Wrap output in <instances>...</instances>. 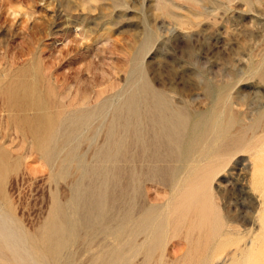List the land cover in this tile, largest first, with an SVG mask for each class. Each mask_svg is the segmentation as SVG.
Masks as SVG:
<instances>
[{
    "label": "rangeland",
    "instance_id": "rangeland-1",
    "mask_svg": "<svg viewBox=\"0 0 264 264\" xmlns=\"http://www.w3.org/2000/svg\"><path fill=\"white\" fill-rule=\"evenodd\" d=\"M262 75L264 0H0V264H264Z\"/></svg>",
    "mask_w": 264,
    "mask_h": 264
},
{
    "label": "bare ground",
    "instance_id": "bare-ground-1",
    "mask_svg": "<svg viewBox=\"0 0 264 264\" xmlns=\"http://www.w3.org/2000/svg\"><path fill=\"white\" fill-rule=\"evenodd\" d=\"M132 73H134V72L132 71ZM132 73H131V74H132ZM131 74H130V75H131ZM262 76H264V75H262ZM129 78H130V76H129ZM143 79H144V77H143ZM127 80H128V79H127ZM142 81H143V80H142ZM143 82H144V81H143ZM148 83H149V82H148ZM148 83H147V84H148ZM136 85H137V84H136ZM145 85H146V84H145ZM146 87H147V86H146ZM30 88H31V87H30ZM30 88H29V89H30ZM206 88H207V86H206ZM129 89H130V88H129ZM134 89H135V88H134ZM146 89H147V88H146ZM156 89H157V88H156ZM12 90H13V89H12ZM158 90H159V89H158ZM206 90H207V89H206ZM208 90H209V89H208ZM167 91H168V90H167ZM166 93L169 94V93H171V92H169V93L166 92ZM37 94H38V92H37ZM45 94H47V93H45ZM127 94H128V93H127ZM161 94H162V93H161ZM171 94H172V93H171ZM15 95H16V94H15ZM28 95H29L28 92H25L24 94H21L22 98H27ZM116 95H117V94H116ZM116 95H115V97H116ZM152 95H153V94H152ZM162 95H164V94H162ZM169 95H170V94H169ZM229 95H230V94H229ZM16 96H17V95H16ZM35 96H37V95H35ZM39 96H40V95H39ZM130 96H131V95H130ZM155 96H156V95H155ZM157 96H160V95H157ZM41 97H42V96H41ZM164 97L167 98V97H169V96L164 95ZM170 97H171V96H170ZM44 98H45V97H44ZM132 98H133V97H132ZM149 98H150V97H149ZM152 98H153V97H152ZM161 98H162V97H161ZM161 98H160V99H161ZM166 98H165V99H166ZM173 98H174V95H173ZM229 98H230V97H229ZM234 98H235V97H234ZM14 99H15V98H14ZM125 99H126V98H125ZM134 99H135V98H134ZM134 99H133V100H134ZM144 99H145V98H144ZM157 99H158V97H157ZM160 99H159V101H160ZM227 99H228V98H227ZM231 99H232V98H231ZM26 100H27V99H26ZM35 100H36V99H35ZM39 100H40V99H39ZM45 100H46V99H45ZM150 100H153V99H150ZM155 100H156V99H155ZM172 100H173V99H172ZM12 101H13V100H12ZM41 101H42V100H41ZM41 101H39V103H40ZM124 101H125V100H124ZM127 101H128V100H127ZM145 101H146V99H145ZM226 101H227V100H226ZM230 101H231V100H230ZM36 102H37V101H36ZM46 102H47V101H46ZM166 102H167V101H166ZM171 102H172V101H171ZM176 102H177V101H176ZM223 102H224V101H223ZM28 103H29V102H28ZM47 103H48V102H47ZM125 103H126V102H125ZM145 103H146V102H145ZM149 103H150V102H149ZM157 103H158V100H157ZM160 103H161V102H160ZM178 103H179V102H178ZM182 103H183V102H182ZM232 103H234V102H232ZM112 104H113V103H112ZM123 104H124V102H123ZM162 104H164V103H162ZM162 104H161V105H162ZM26 105H27V104H26ZM36 105H37V103H36ZM149 105H151V104H149ZM167 105L169 106V103H168ZM175 105H176V104H175ZM223 105H224V104H223ZM226 105H227V104H226ZM232 105L235 106L234 104H232ZM45 106H46V105H45ZM127 106H129V105H127ZM145 106H147V105H145ZM165 106H166V105H165ZM171 106H172V105H171ZM176 106H179V105H176ZM183 106H185V105H182L181 107H183ZM188 106H189V105H188ZM40 107H41V105H40ZM48 107H49V105H48ZM143 107H144V106H143ZM151 107H152V106H151ZM151 107H150V108H151ZM154 107H156V105H154ZM166 107H167V106H166ZM173 107H174V106H173ZM179 107H180V106H179ZM179 107H178V108H179ZM210 107H211V106H210ZM225 107H226V106H225ZM225 107H224V112H225ZM87 108H88V107H87ZM114 108H115V107H114ZM122 108H123V107H122ZM125 108H127V107H125ZM125 108H123V109H125ZM138 108H139V107H138ZM160 108H161V107H160ZM174 108H175V107H174ZM189 108H190V107H189ZM216 108H217V107H216ZM80 109H81V108H80ZM168 109H169V108H168ZM176 109H177V107H176ZM176 109H175V110H176ZM179 109H181V108H179ZM183 109H184V108H183ZM185 109L187 110V108H185ZM208 109H209V108H208ZM211 109H212V108H211ZM214 109H215V104H214ZM214 109H213V110H214ZM78 110H79V108H78ZM78 110H77V111H78ZM117 110H118V109H117ZM155 110H157V108H156ZM159 110H160V109H159ZM159 110H158V111H159ZM164 110H166V109H164ZM172 110H173V109H172ZM172 110H171V111H172ZM189 110H190V109H189ZM206 110H207V109H206ZM206 110H205V111H206ZM230 110H231V109H230ZM232 110H233V108H232ZM77 111H76V112H77ZM87 111H88V109H87ZM112 111H113V110H112ZM118 111L120 112V110H118ZM129 111H130V110H129ZM129 111H128V112H129ZM148 111H149V110H148ZM173 111H174V110H173ZM179 111L182 113L181 110H179ZM203 111H204V110H202L201 113H202ZM78 112H79V111H78ZM80 112H81V111H80ZM82 112H83V111H82ZM108 112H109V111H108ZM121 112H122V111H121ZM134 112H135V111H134ZM160 112H161V110H160ZM186 112H187V111H185V113H186ZM224 112H223V113H224ZM231 112H232V111H231ZM136 113H137V111H136ZM149 113H150V112H149ZM163 113H164V112H162V114H163ZM168 113H169V111H168ZM175 113H176V112H175ZM177 113H178V110H177ZM216 113H217V112H216ZM72 114H73V113H72ZM72 114H71V115H72ZM75 114H76V113H75ZM75 114H74V115H75ZM111 114H113V113H111ZM117 114H118V112H117ZM123 114H124V113H123ZM127 114H128V113H127ZM143 114H144V113H143ZM164 114H165V113H164ZM179 114H180V113H179ZM192 114H193V112H192ZM219 114H220V116H223L221 113H219ZM219 114H218L217 116H219ZM254 114H255V113H254ZM101 115H102V114H101ZM124 115H125V114H124ZM133 115H135V114H133ZM158 115H159V113H158ZM169 115H170V114H169ZM183 115H184V114H182L181 116H183ZM197 115H198V114H197ZM197 115H196V116H197ZM210 115H211V114H210ZM231 115H232V114H231ZM231 115H230V116H231ZM43 116H44V115H43ZM83 116H85V114H83ZM110 116H111V115H110ZM110 116H109V117H110ZM118 116H120V115H118ZM161 116H162V115H161ZM163 116H164V115H163ZM167 116H168V115H167ZM177 116H178V115H177ZM45 117H46V115H45ZM45 117H44V120H46V118H47V117H46V118H45ZM72 117H73V115H72ZM79 117H80V115H79ZM114 117H116V115L113 116L112 118H114ZM121 117H122V116H121ZM127 117H128V115H127ZM142 117H143V115H142ZM168 117H169V116H168ZM168 117H165V118H167L166 121L169 120ZM201 117H202V116H201ZM205 117H206V116H205ZM209 117H210V116H209ZM215 117H216V115H215ZM224 117H225V115H224ZM231 117H233V116H231ZM231 117H230V118H231ZM38 118H39V117H38ZM70 118H71V117H70ZM118 118H119V117H118ZM132 118H133V116H132ZM144 118H145V117H144ZM159 118H160V116H159ZM169 118H172V117H169ZM175 118H177V117H175ZM175 118H174V119H175ZM178 118H179V117H178ZM178 118H177V120H179ZM212 118H214V116H212ZM222 118H223V117H222ZM104 119H106V117H105ZM107 119L110 120L111 118H110V119L107 118ZM116 119H117V118H116ZM123 119L125 120V118H123ZM151 119H152V118H151ZM161 119H162V118H161ZM163 119H164V118H163ZM180 119H183V118H180ZM193 119H194V118H193ZM198 119H199V118H198ZM198 119L196 118L195 121L198 120ZM208 119H209V118H208ZM210 119H211V118H210ZM218 119L220 120V118H218ZM33 120H34V119H33ZM52 120H53V119H52ZM78 120H79V119H78ZM113 120H114V123H115V119H113ZM128 120H129V119H128ZM133 120H134V119H133ZM137 120H138V117H137ZM137 120H136V121H137ZM145 120H146V118H145ZM171 120H172V119H171ZM175 120H176V119H175ZM215 120H216V118H215ZM222 120H223V119H221L220 121H222ZM224 120H225V119H224ZM224 120H223V121H224ZM38 121L41 122V119L38 120ZM42 121H43V119H42ZM75 121H76V120H75ZM81 121H85V120H81ZM125 121H126V120H125ZM125 121H124V122H125ZM131 121H132V120H131ZM134 121H135V120H134ZM134 121H133V122H134ZM162 121L164 122V120H162ZM162 121H161V123H162ZM166 121H165V122H166ZM186 121H187V120H186ZM186 121H185V119H184V120L182 121V123L184 124ZM191 121H192V120H191ZM195 121H193V124H194ZM220 121H219V123H220ZM223 121H222V122H223ZM230 121H231V120H230ZM45 122H46V121H45ZM45 122H43V123H45ZM51 122H52V121H51ZM106 122H107V121H106ZM171 122H172V121H171ZM178 122H180V121H178ZM188 122H190V121H188ZM209 122H210V120H209ZM217 122H218V121H217ZM46 123H47V122H46ZM65 123H66V122H65ZM75 123H77V122H75ZM75 123H74V125H75ZM107 123L109 124V122H107ZM107 123H106V124H107ZM138 123H139V122H138ZM142 123H143V122H142ZM169 123H170V121H169ZM173 123H174V122H173ZM198 123H199V122H198ZM214 123H215V125H216V122H214ZM223 123H224V122H223ZM53 124H54V123H53ZM53 124H52V125H53ZM79 124H80V123H79ZM115 124H116V123H115ZM123 124H124V123H123ZM123 124H122V125H123ZM128 124H129V122H128ZM128 124H127V125H128ZM143 124H144V123H143ZM190 124H191V123H190ZM193 124H192V125H193ZM195 124H196V123H195ZM195 124H194V125H195ZM207 124H208V122H207ZM207 124H206V126H207ZM229 124H230V123H229ZM244 124H245V122H244ZM47 125H48V124H46V126H47ZM116 125H117V124H116ZM130 125H131V124H130ZM138 125H139V124H138ZM146 125H147V124H146ZM150 125H151V124H150ZM156 125H157V124H156ZM181 125H182V124H181ZM198 125H199V124H198ZM211 125H213V124H211ZM211 125H210V126H211ZM221 125H222V124H221ZM230 125H231V124H230ZM230 125H229V126H230ZM247 125H248V124H247ZM33 126H34V125H33ZM37 126H38V125H37ZM50 126H51V125H50ZM69 126H71V124H70ZM110 126H111V125H110ZM159 126H160V125H159ZM164 126H166V125H164ZM186 126H189V125L187 124ZM65 127H66V126H65ZM107 127H109V125L106 126V130L108 129ZM113 127H114V126H113ZM131 127H132V126H131ZM145 127H146V126H145ZM149 127H150V126H149ZM213 127H214V126H213ZM216 127H218V125H217ZM216 127H215V128H216ZM222 127H224V126H222ZM222 127H221V128H222ZM42 128H43V127H42ZM50 128H52V127H50ZM66 128H67V127H66ZM71 128H72V127H71ZM73 128H75V127H73ZM73 128H72V129H73ZM90 128H91V127H90ZM98 128H99V127H98ZM123 128H124V127H123ZM139 128H140V125H139ZM160 128H162V127H160ZM175 128H176V126H175ZM189 128H190V130H191V126H189ZM193 128H194V127H193ZM193 128H192V129H193ZM195 128H196V126H195ZM195 128H194V129H195ZM205 128H206V127H205ZM205 128H203V129H205ZM209 128H210V127H209ZM209 128H207V129L210 130L211 128H210V129H209ZM225 128H226V127H225ZM244 128H245V127H244ZM246 128L248 129V126H247ZM37 129H38V128H37ZM44 129H45V126H44ZM46 129H47V128H46ZM76 129H77V128H76ZM82 129H83V128H82ZM115 129H116V127H115ZM117 129H118V128H117ZM149 129H150V128H149ZM172 129H173V128H172ZM182 129H183V127H182ZM216 129H217V128H216ZM216 129H215V131H216ZM218 129H219V128H218ZM218 129H217V130H218ZM40 130H41V129H40ZM78 130H79V128L77 129V131H78ZM130 130H131V129H130ZM143 130H144V129H143ZM169 130H170V129H169ZM169 130H168V132H169ZM176 130H177V129H176ZM190 130H189V131H190ZM199 130H200V129H199ZM201 130H202V128H201ZM211 130H212V129H211ZM221 130H222V129H221ZM244 130H245V129H244ZM44 131H45V130H44ZM46 131H47V130H46ZM46 131H45V132H46ZM71 131H72L73 133H74V132H77V131H73V130H71ZM88 131H89V130H88ZM109 131H110V129H109ZM122 131H123V130H122ZM152 131H154V130L152 129L151 132H152ZM162 131H163V130H162ZM195 131H196V130H195ZM203 131H204V130H203ZM203 131H202V132H203ZM215 131L213 132V134L215 133ZM224 131H225V130H224ZM224 131H223V133H225ZM50 132H51V131H50ZM79 132H80V131H79ZM82 132H83V131H82ZM106 132H107V131H106ZM124 132H125V131H124ZM147 132H148V131H147ZM157 132H158V129H157ZM159 132H160V130H159ZM172 132H174V131H172ZM172 132H171V133H172ZM204 132H205V131H204ZM207 132H208V131H207ZM218 132H220V131H218ZM229 132H231V131H229ZM242 132H243V131H242ZM51 133H52V132H51ZM88 133H89V132H88ZM110 133H111V132H110ZM116 133H117V130H116ZM116 133H115V134H116ZM119 133H120V131H119ZM122 133H123V132H122ZM122 133H121V134H122ZM127 133H128V132H127ZM155 133H156V132H155ZM177 133H178V131H177ZM195 133H196V132H195ZM199 133H200V132H199ZM205 133H206V132H205ZM244 133H245V132H244ZM45 134H46V133H45ZM62 134H63V133H62ZM70 134H71V133H70ZM78 134H79V133H78ZM94 134H95V133H94ZM115 134H114V135H115ZM137 134H138V133H137ZM161 134H162V133H161ZM163 134H164V133H163ZM174 134H176V133H174ZM178 134H179V133H178ZM184 134H185V132H184ZM186 134H187V133H186ZM186 134H185V135H186ZM190 134L193 135L192 132H191ZM200 134H201V133H200ZM210 134H211V133L209 132V135H210ZM219 134H220V133H219ZM230 134H231V133H230ZM246 134H247V133H246ZM71 135H72V134H71ZM74 135H75V134H74ZM110 135H111V134H110ZM110 135H109V137H110ZM138 135H139V134H138ZM141 135H142V134H141ZM147 135H148V134H147ZM172 135H173V134H172ZM192 135H191V137H192ZM201 135H202V134H201ZM51 136H52V134H51ZM63 136H64V135H63ZM68 136L70 137L69 134H68ZM72 136H73V135H72ZM88 136H89V135H88ZM150 136H154V135H150ZM179 136H180V135H179ZM182 136H183V135H182ZM182 136H181V137H182ZM187 136L189 137V135H187ZM193 136H194V135H193ZM197 136H198V135H197ZM197 136H196V137H197ZM203 136H204V135H203ZM69 137H67V138H69ZM113 137H114V136H112V139H113ZM130 137H131V136H130ZM142 137H143V136H142ZM148 137H149V136H148ZM158 137H159V136H158ZM162 137H163V135H162ZM162 137H160V138H162ZM164 137H165V136H164ZM188 137H187V138H188ZM201 137H202V136H201ZM201 137H200V138H201ZM207 137H208V133H207ZM207 137H205V138H207ZM225 137H226V136H225ZM233 137H234V136H232V138H233ZM238 137H239V136H238ZM238 137H237V138H238ZM61 138H62V137H61ZM123 138H124V137H123ZM123 138H122V139H123ZM128 138H129V137H128ZM132 138H133V137H132ZM152 138H153V137H152ZM156 138H157V137H156ZM170 138H171V137H170ZM182 138H184V137H182ZM185 138H186V137H185ZM185 138H184V139H185ZM193 138H194V137H193ZM193 138H191V139H193ZM198 138H199V137H198ZM216 138H217V137H216ZM228 138H229V137H228ZM232 138H231V139H232ZM237 138H236V139H237ZM42 139H43V138H42ZM59 139H60V138H59ZM64 139H65V138H64ZM64 139H63V138L61 139V140H63V143H65V142H64ZM110 139H111V138H110ZM120 139H121V138H120ZM125 139H126V138H125ZM125 139H124V140H125ZM136 139H137V138H136ZM154 139H155V138H154ZM154 139H153V140H154ZM208 139H209V138H208ZM214 139H215V136H214ZM224 139H225V138H224ZM231 139H230V140H231ZM234 139H235V138H234ZM234 139H232V140H234ZM236 139H235V141H236ZM44 140H45V139H43V141H44ZM83 140H84V139H83ZM97 140H98V139H97ZM106 140H107V137H106ZM106 140H105V141H106ZM124 140H123V141H124ZM126 140H127V139H126ZM141 140H142V138H141ZM157 140L159 141V138H158ZM157 140H156V141H157ZM169 140H170V139H169ZM181 140H182V139H181ZM198 140H199V139H198ZM200 140H201V139H200ZM225 140H226V139H225ZM238 140H239V139H238ZM241 140H243V137H242ZM45 141L47 142V140H45ZM55 141H56V140H55ZM66 141H67V140H66ZM105 141H104V142H105ZM121 141H122V140H121ZM128 141H129V139H128ZM128 141H127V142H128ZM144 141H145V140H144ZM147 141H148V140H147ZM177 141L179 142V140H177ZM201 141H202V140H201ZM216 141H217V140H216ZM219 141H221V140L219 139ZM38 142H40V141H38ZM46 142H44V144H45ZM94 142H95V141H94ZM151 142H152V141H151ZM159 142H161V141H159ZM168 142H170V141H168ZM168 142H167V143L165 142V144H168ZM181 142H183V140H182ZM185 142L187 143L186 140H185ZM185 142H184V143H185ZM199 142H200V141H199ZM208 142H209V141H208ZM236 142H237V141H236ZM236 142H235V143H236ZM239 142H240V141H239ZM40 143H41V142H40ZM53 143H54V142H53ZM96 143L98 144L97 141H96ZM105 143H106V142H105ZM120 143H121V142H120ZM144 143H145V142H144ZM186 143H185V144H186ZM216 143H217V142H216ZM221 143H222V141L220 142V144H221ZM228 143H232V144H233V142H228ZM46 144H47V143H46ZM56 144H57V143H56ZM56 144H55V145H56ZM99 144H100V143H99ZM123 144H124V143H123ZM139 144H140V143H139ZM139 144H138V145H139ZM170 144H171V143H170ZM170 144H169V145H170ZM173 144H174V143H173ZM203 144H204V142H203ZM212 144H213V143H211V145H212ZM220 144H219V145H220ZM224 144H225V143H224ZM236 144H237V143H236ZM199 145H201V144L199 143ZM211 145H210V146H211ZM221 145H223V143H222ZM221 145H220V146H221ZM228 145H230V144H228ZM234 145H235V144H234ZM45 146H46V145H45ZM47 146H49V145H47ZM60 146H61V144H60ZM60 146H58V147H60ZM62 146H63V145H62ZM92 146H93V145H92ZM92 146H91V147H92ZM103 146H104V147H105V146L108 147V145H103ZM110 146H111V144H110ZM119 146H120V145H119ZM127 146H128V145H127ZM136 146H137V145H136ZM139 146H141V145H139ZM143 146H144V145H143ZM159 146H160V145H159ZM171 146H172V144H171ZM171 146H169V147H171ZM204 146H205V145H204ZM217 146H218V145H217ZM58 147H57V149H58ZM98 147H99V146H98ZM107 147H106V148H107ZM111 147L113 148V146H111ZM117 147H118V146H117ZM124 147H125V146H124ZM141 147H142V146H141ZM146 147H147V146H146ZM150 147H151V146H150ZM198 147H199V146H198ZM213 147H215L216 149L219 148V147H216L215 145H213ZM225 147H226V146H225ZM225 147H224V148H225ZM234 147H235V146H234ZM159 148H160V147H159ZM172 148H175V147H171V149H172ZM191 148H192V147H191ZM209 148H210V147H209ZM215 148H214V149H215ZM224 148H223V149H224ZM232 148H233V147H232ZM45 149H46V147H45ZM50 149H51V148H49V151H50ZM59 149H60V148H59ZM59 149H58V150H59ZM100 149H102V147H101ZM100 149H98V150H100ZM107 149H108V148H107ZM114 149H115V148H114ZM116 149L118 150V148H116ZM116 149H115V150H116ZM136 149H137V148H136ZM179 149H180V148H179ZM216 149H215L214 151H216ZM70 150H71V149H70ZM70 150H69V151H70ZM104 150H105V149H104ZM112 150H113V149H112ZM134 150H135V148H134ZM144 150H146V149H144ZM149 150H150V149H149ZM153 150H154V149H153ZM153 150H152V151H153ZM159 150H160V149H159ZM175 150H176V148H175ZM175 150H174V151H175ZM186 150H187V148H186ZM211 150L213 151V149H211ZM211 150H210V151H211ZM230 150H231V149H230ZM1 151H2V150H1ZM1 151H0V175H1V174L4 172V170H5V161H4V158H3L2 154H1ZM55 151H56V149H55ZM118 151H119V150H118ZM157 151H158V150H157ZM194 151H195V150H194ZM217 151H220V150H217ZM56 152H58V151H56ZM70 152H71V151H70ZM97 152H98V151H97ZM97 152H96V154H99V153H97ZM110 152H111V151H110ZM121 152H122V150H121ZM121 152H120V153H121ZM135 152H136V151H135ZM140 152H141V151H140ZM147 152H148V151H147ZM166 152H167V151H166ZM171 152H172V151H171ZM175 152H176V151H175ZM184 152H185V150H184ZM189 152H190V150H189ZM189 152H188V154H189ZM222 152H223V150H222ZM228 152H229V149H228ZM51 153H52V152H51ZM72 153H73V150H72ZM118 153H119V152H118ZM151 153H153V152H151ZM162 153H163V152H162ZM209 153H212V152H209ZM209 153H208V154H209ZM260 153H261V152H260ZM52 154H53V153H52ZM54 154H55V153H54ZM68 154H69V153H68ZM83 154H84V153H83ZM111 154H112V153H111ZM111 154L108 153V155H111ZM133 154H134V153H133ZM147 154H148V153H147ZM176 154H177V153H176ZM188 154H187V155H188ZM194 154H195V153H194ZM202 154H203V153H202ZM222 154H223V153H222ZM232 154H233V153H232ZM72 155H73V154H72ZM72 155H71V157L73 158L74 156H72ZM74 155H77V154H74ZM102 155H103V154H102ZM102 155H100V156H101V159H102ZM112 155H113V154H112ZM114 155H115V154H114ZM120 155L123 156L122 153H121ZM134 155H135V154H134ZM148 155H150V154H148ZM165 155H166V154H165ZM190 155H191V154H190ZM55 156H56V155H55ZM66 156H67V155H66ZM122 156H120V158H122ZM193 156H194V155H193ZM208 156H210V155H208ZM216 156H217V155H216ZM216 156H215V157H216ZM223 156H224V155H223ZM225 156H228V155H225ZM63 157L65 158V156H63ZM115 157H118V156L116 155ZM149 157H150V156H149ZM174 157H175V156H174ZM186 157H188V156H186ZM186 157L184 156V158H186ZM211 157H212V156H211ZM211 157H210V158H211ZM107 158H108V156H107ZM133 158H134V157H133ZM155 158H156V157H155ZM159 158H160V157H159ZM162 158H163V156H162ZM179 158H180V157H179ZM182 158H183V157H181V159H182ZM184 158H183V159H184ZM192 158H193V157H192ZM194 158H195V157H194ZM199 158H200V157H199ZM204 158H207V157L204 155ZM213 158H214V157H213ZM70 159H71V158H70ZM74 159H75V158H74ZM78 159H79V158H78ZM101 159H100V161H101ZM105 159H106V157H105ZM116 159H117V158H116ZM189 159H190V157H189ZM195 159H196V158H195ZM200 159H202V158H200ZM222 159H223V158H222ZM65 160H66V159H65ZM97 160H98V159H97ZM119 160H121V159H119ZM134 160H135V159H134ZM137 160H138V159H137ZM150 160H151V159H150ZM152 160H153V158H152ZM187 160H188V159H187ZM187 160H186V161H187ZM191 160H192V159H191ZM206 160H208V159H206ZM66 161H68V160H66ZM74 161H75V160H74ZM98 161H99V160H98ZM102 161H104V160H102ZM112 161H114V160H112ZM112 161H111V162H112ZM122 161H123V160H122ZM156 161H157V160H156ZM178 161H180V159H178ZM178 161H177V162H178ZM189 161H190V160H189ZM195 161H196V160H195ZM195 161H193V162H195ZM104 162H106V161H104ZM132 162H133V161H132ZM150 162H151V161H150ZM152 162H153V161H152ZM154 162H155V161H154ZM191 162H192V161H191ZM201 162H202V160H201ZM204 162H205V160H204ZM73 163H74V162L72 161V162H71V165H72ZM98 163H99V162H98ZM115 163H116V162H115ZM130 163H131V162H130ZM179 163H181V162H179ZM212 163H213V162H212ZM76 164H77V163H76ZM107 164H110V163L107 162ZM107 164H105V165H107ZM112 164H113V163H112ZM136 164H137V163H136ZM153 164H154V163H153ZM157 164H158V163H157ZM183 164L185 165V163H183ZM188 164H190V163L187 162V167H188ZM9 165H10V164H9ZM69 165H70V164H69ZM93 165H95V164H93ZM96 165H97V164H96ZM113 165H115V164H113ZM130 165H131V164H129L128 166H130ZM158 165H159V164H158ZM180 165H181V164H180ZM180 165H179V168H181ZM184 165H183V167H184ZM190 165H191V164H190ZM263 165H264V164H263ZM73 166H76V165H73ZM73 166H72V168H73ZM77 166H78V165H77ZM99 166H100V165H99ZM109 166L111 167L112 165L110 164ZM115 166L117 167V165H115ZM115 166H114V167H115ZM128 166H127V167H128ZM173 166H174V165H173ZM194 166H195V165H194ZM80 167H81V166H80ZM90 167H91V166H90ZM133 167H134V165H133ZM150 167H151V166H150ZM185 167H186V166H185ZM190 167H191V166H190ZM69 168L71 169V167H70V166L68 167V165H67V169H69ZM76 168H77V167H76ZM78 168H79V167H78ZM95 168L97 169L98 167L96 166ZM108 168H109V167H108ZM134 168H135V167H134ZM144 168L146 169V167H144ZM70 169H69V170H70ZM80 169H81V168H80ZM91 169H92V168H91ZM93 169H94V168H93ZM96 169H95V170H96ZM100 169H101V168H100ZM100 169H97V170H100ZM112 169H114V168H112ZM130 169H131V167H130ZM148 169H150V168H148ZM69 170H68V171H69ZM150 170H151V169H150ZM166 170H168V169H166ZM178 170H179V169H178ZM184 170H185V168H184ZM71 171H72V169H71ZM79 171H81V170H79ZM87 171H88V170H87ZM87 171H86V172H87ZM103 171H104V170H103ZM108 171H109V170H108ZM138 171H139V170H138ZM142 171H143V170H142ZM153 171H154V170H153ZM158 171H159V170H158ZM89 172H91V171H89ZM93 172H94V171H93ZM95 172H97V171H95ZM105 172H106V171H105ZM105 172H104V173H105ZM111 172H112V171H111ZM119 172H120V171H119ZM122 172H123V171H122ZM145 172H146V171H144V173H145ZM163 172H164V171H163ZM166 172H167V171H166ZM174 172L176 173V170H175ZM69 173H70V172H69ZM75 173H76V172H75ZM75 173H74V174H75ZM77 173H79V172H77ZM101 173H103V172L101 171ZM107 173H109V172H107ZM114 173H115V170H114ZM140 173H141V170H140ZM181 173H182V172H181ZM79 174H80V173H79ZM86 174L88 175V173H86ZM110 174H111V173H110ZM131 174H133V173H131ZM142 174H143V173H142ZM145 174H147V173H145ZM161 174H162V173H161ZM179 174H180V172H179ZM179 174H177L178 177H179ZM183 174H184V173H183ZM255 174H256V173H255ZM75 175H76V174H75ZM95 175H96V174H95ZM114 175H115V174H114ZM114 175H113V176H114ZM138 175H139V173H138ZM153 175H155V174H153ZM158 175H159V174H158ZM85 176H86V175H85ZM88 176H89V175H88ZM91 176H92V174H91ZM165 176H166V174H165ZM188 176H190V175H188ZM105 177H106V176H105ZM160 177H161V176H160ZM185 177H186V176H185ZM89 178H90V177H89ZM95 178H96V177H95ZM107 178H108V176H107ZM110 178H111V177H110ZM113 178H114V177H113ZM113 178H111V179L113 180ZM116 178H117V177H116ZM132 178H133V177H132ZM139 178H140V177H139ZM145 178H147V177H145ZM156 178H157V177H156ZM175 178H177L176 175H175ZM183 178H184V177H183ZM117 179H118V178H117ZM153 179H154V178H153ZM163 179H164V178H163ZM77 180H78V179H77ZM83 180H84V179H83ZM94 180H95V179H94ZM96 180H97V179H96ZM103 180H104V179H103ZM106 180H108V179H106ZM109 180H110V179H109ZM134 180H135V179H134ZM144 180H145V179H144ZM149 180H150V179H149ZM146 181H147V180H146ZM181 181H182V180H181ZM75 182H76V181H75ZM89 182H90V181H89ZM94 182H95V181H94ZM94 182H93V183H94ZM110 182H111V181H110ZM112 182H115V181H112ZM135 182H136V181H135ZM135 182H133V183H135ZM138 182H140V181H138ZM144 182H145V181H144ZM148 182H149V181H148ZM90 183H91V182H90ZM156 183H158V181H157ZM159 183H160V182H159ZM164 183H165V181H164ZM75 184H76V183H75ZM75 184H74V185H75ZM81 184H82V183H81ZM86 184H87V182H86ZM86 184H85V185H86ZM96 184H97V183H96ZM96 184H95V185H96ZM165 184L167 185V183H165ZM168 184H169V183H168ZM181 184H182V183H181ZM78 186H81V185H78ZM91 186H93V185L91 184ZM112 186H113V185H111V187H112ZM128 186H129V185H128ZM172 186H173V184H172ZM85 187H86V186H84L83 188H85ZM89 187H90V186H89ZM89 187H88V189L90 190ZM175 187H176V186H175ZM175 187H174V188H175ZM96 188H97V187H96ZM174 188H173V189H174ZM86 189H87V187H86ZM93 189H94V188H93ZM126 189H127V188H126ZM180 189H181V187H180ZM251 189H252V188H251ZM82 190H83V189H82ZM98 191H99V190H98ZM125 191H126V190H125ZM138 191H139V190H138ZM87 192H88V191H87ZM87 192H86V193H87ZM108 192H109V191H108ZM262 192H263V191H262ZM76 193H77V191H76ZM80 193H81V192H80ZM80 193H78V194H76V195H79ZM92 193H93V192H92ZM94 193H95V192H94ZM96 193H97V191H96ZM126 193H127V192H126ZM90 194H91V193H90ZM174 194H176V193H174ZM76 195H75V196H76ZM95 195H96V194H95ZM123 195H124V194H123ZM260 195H261V194H260ZM263 195H264V194H263ZM79 196H81V195H79ZM124 196H125V195H124ZM127 196H128V195H127ZM172 196H173V195H172ZM57 197H58V196H57ZM88 197H89V196H88ZM91 197H92V194H91ZM111 197H112V196H111ZM125 197H126V196H125ZM58 198H59V197H58ZM58 198H57V199H58ZM78 198L81 199V197H78ZM78 198L76 197V199H78ZM93 198H94V197H93ZM174 198H175V197H174ZM174 198H173V199H174ZM57 199H56V200H57ZM71 199H72V198H71ZM71 199H70V200H71ZM80 199H79V200H80ZM88 199H89V198H88ZM170 199H171V198H169V200H170ZM173 199H172V200H173ZM58 200H59V199H58ZM58 200H57V201H58ZM72 200H73V199H72ZM81 200H82V199H81ZM83 201H84V200H83ZM132 201H133V200H132ZM164 201H165V200H164ZM73 202H74V201H73ZM73 202H72V203H73ZM80 202H81V201H80ZM89 202H90V201H89ZM91 202H92V201H91ZM94 202H95V201H94ZM168 202H169V201H168ZM172 202H173V201H172ZM172 202H171V203H172ZM54 203H55V202H54ZM57 203H59V202H57ZM57 203H56V204H57ZM81 203H82V202H81ZM84 203H85V202H84ZM106 203H107V202H106ZM68 204H69V203H68ZM68 204H67V205H68ZM73 204H74V203H73ZM89 204H90V203H89ZM151 204H152V203H151ZM216 204H217V203H216ZM60 205L63 206V204H60ZM67 205H66V206H67ZM103 205H104V204H102V206H103ZM129 205H130V204H129ZM129 205H127V206H129ZM162 205H163V204H162ZM165 205H166V204H165ZM170 205H171V204H170ZM262 205H263V204H262ZM55 206H56V205H55ZM62 206H61V207H62ZM87 206H88V205H87ZM92 206H93V205H92ZM100 206H101V205H100ZM127 206H125V207H127ZM130 206H131V205H130ZM166 206H167V205H166ZM166 206L164 207L165 209H166ZM68 207H70V206L68 205ZM73 207H75V206L73 205ZM103 207H104V206H103ZM103 207H101V208H103ZM136 207H137V206H136ZM53 208H54V207H53ZM56 208H57V207H56ZM56 208H54V209L56 210ZM62 208H63V207H62ZM122 208L124 209L123 206H122ZM130 208H131V207H130ZM159 208H160V206H159ZM161 208H162V207H161ZM78 209H79V208H78ZM78 209L76 210V212L78 211ZM148 209H149V208H148ZM148 209H147V210H148ZM151 209L153 210L154 208L151 207ZM156 209L159 210L158 208H156ZM59 210H60V209H59ZM86 210H88V209L86 208ZM90 210H91V209H90ZM140 210H141V209H140ZM167 210H168V209H167ZM261 210H262V207H261ZM66 211H67V210H66ZM88 211H89V210H88ZM96 211H97V210H96ZM134 211H135V209H134ZM134 211H133V212H134ZM159 211H160V210H159ZM163 211H164V210H163ZM60 212H61V211H60ZM69 212H71V211H69ZM72 212H73V210H72ZM72 212H71V213H72ZM76 212H74V213H76ZM86 212H87V211H86ZM91 212H94V211H91ZM101 212H102V211H101ZM119 212H122V210L119 211ZM128 212L130 213V211H128ZM145 212H146V211H145ZM145 212H144V213H145ZM147 212H148V211H147ZM160 212H161V211H160ZM167 212H168V211H167ZM56 213H58V212H56ZM61 213H62V212H61ZM71 213H70V214H71ZM89 213H90V212H89ZM105 213H107V212L105 211ZM105 213H103V214H105ZM126 213H127V212H126ZM151 213H152V211H151ZM155 213H156V212H155ZM158 213H159V212H158ZM53 214H55V211L53 212ZM76 214H77V213H76ZM93 214H94V213H92V215H93ZM97 214H99V216H100V213H97ZM130 214H132V213H130ZM146 214H147V213H146ZM168 214H169V213H168ZM262 214H263V213H262ZM77 215H78V214H77ZM86 215H87V214H86ZM106 215H107V214H106ZM141 215H142V214H141ZM144 215H145V214H144ZM155 215H156V214H155ZM52 216H53V215H52ZM58 216H59V215H58ZM67 216H68V214H67ZM83 216H84V215H82V216H80V217H83ZM97 216H98V215H97ZM99 216H98V217H99ZM122 216H124V215H122ZM125 216H126V214H125ZM125 216H124V217H125ZM138 216H139V215H138ZM157 216H158V215H157ZM55 217H56V215L53 216V218H55ZM69 217H70V215H69ZM71 217H73L72 214H71ZM142 217H144V216H142ZM59 218H61V217H59ZM65 218H66V217H65ZM77 218H78V217H77ZM96 218H97V217H96ZM96 218L94 219V221L96 220ZM129 218H130V217H129ZM72 219H73V218H72ZM72 219H71V220H72ZM97 219H98V218H97ZM101 219H102V218H101ZM136 219H137V217H136ZM144 219H145V218H144ZM77 220H79V218H78ZM80 220H81V219H80ZM98 220H100V217H99ZM113 220H114V219H113ZM124 220H125V219H124ZM147 220H148V219H146V221H147ZM156 220L158 221V219H156ZM60 221H61V220H60ZM75 221H76V220H75ZM127 221H128V220H127ZM132 221H133V220L131 219V222H132ZM138 221H139V219H138ZM144 221H145V220H144ZM144 221H143L142 223H144ZM161 221H162V220H161ZM62 222H64V220H62ZM79 222H81V221H79ZM79 222H77V223L80 224ZM102 222H103V221H102ZM131 222H129V223H131ZM135 222H136V220H135L134 222H132V223H135ZM140 222H141V219H140ZM8 223H9V222H8ZM95 223H96V222H95ZM146 223H147V222H146ZM146 223H145V224H146ZM150 223H152V222H150ZM155 223H156V222H155ZM1 224H2V223H1ZM69 224H70V223H69ZM78 224H77V225H78ZM101 224H102V223H101ZM118 224H119V223H118ZM126 224H128V223H126ZM135 224H136V226H137V225L140 224V223H138V224L135 223ZM228 224H229V223H228ZM3 225H4V224H3ZM3 225H2V226H3ZM10 225H13V224H10ZM46 225H47V224H46ZM63 225H64V223H63ZM81 225H82V224H81ZM96 225H97V224H95V225H93V226H96ZM114 225H115V224H114ZM122 225H123V226H126V225H124V224H122ZM128 225H129V224H128ZM131 225H132V224H131ZM141 225H142V224H141ZM154 225H155V224H154ZM2 226H1V227H2ZM5 226L7 227V225H5ZM66 226H67V223H66ZM82 226H84V225H82ZM97 226H98V225H97ZM99 226H100V224H99ZM101 226H102V225H101ZM101 226H100V227H101ZM103 226H104V225H103ZM115 226H116V225H115ZM117 226H119V225H117ZM117 226H116V227H117ZM232 226H233V225H232ZM6 227H5V229H6ZM8 227H9V226H8ZM48 227H49V230H50V231H48V232L50 233L49 235H51V237L53 236V237H57V238H58V236L60 235V232H62V231H60V229H59V225H58L57 220H56V219L52 220V223H51V221H49V226H48ZM78 227H80V226L78 225ZM100 227H99V229H100ZM141 227H142V226H141ZM234 227H235V226H234ZM10 228H11V227H10ZM62 228H63V230H64V227H62ZM80 228H81V227H80ZM91 228H92V227H91ZM96 228H97V227H96ZM101 228H102V227H101ZM108 228H110V227H108ZM108 228H107V229H108ZM111 228H112V227H111ZM117 228H118V227H117ZM127 228H128V226H127ZM138 228H139V226H138ZM0 229H1V228H0ZM5 229H4V230H5ZM7 229H8V228H7ZM7 229H6V230H7ZM11 229H12V228H11ZM44 229H46V228H43V230H44ZM66 229H67V228H66ZM72 229L75 230L76 228H74V226H73ZM72 229H71V232H72ZM92 229H93V228H92ZM92 229H91V230H92ZM97 229H98V228H97ZM104 229H105V228H104ZM119 229L122 230V226H120V227L118 228V231H119ZM139 229H140V228H139ZM2 230H3V229H1V231H2ZM4 230H3V231H4ZM12 230H13V229H12ZM12 230H11V231H12ZM69 230H70V228H69ZM108 230H109V229H108ZM108 230H106V231H108ZM113 230H114V229H113ZM113 230H111V232H112ZM131 230H133V229L131 228ZM136 230L138 231L137 228H136ZM136 230H134V231H136ZM151 230H152V229H151ZM13 231H14V230H13ZM44 231H45V230H44ZM64 231L66 232V230H64ZM99 231H100V230H99ZM114 231H115V230H114ZM114 231H113V232H114ZM127 231H128V230H127ZM144 231H145V230H144ZM19 232H20V231H19ZM65 232H64V233H65ZM75 232H76V231H75ZM75 232H74V233H75ZM77 232H78V231H77ZM102 232H103V231H102ZM121 232H122V231H121ZM125 232H126V231H125ZM146 232H147V231H146ZM6 233L9 234V232H6ZM12 233L14 234V232H12ZM46 233H47V232H46ZM68 233H69L68 236H70V234H71L70 231H69ZM72 233H73V232H72ZM103 233H104V232H103ZM117 233H119V234H118V236H119V235H120V232H117ZM127 233H128V232H127ZM127 233H126V235H127V237H128V236L130 235V234H129L130 232H129L128 234H127ZM133 233H134V232H133ZM148 233H149V232H148ZM150 233H152V232H150ZM2 234H3V233H2ZM47 234H48V233H47ZM77 234H79V233H77ZM77 234H74V235L76 236ZM123 234H125V233H123ZM131 234H132V232H131ZM5 235H6V234H5ZM14 235H15V234H14ZM17 235H18V234H17ZM112 235H113V234H112ZM121 235H122V234H121ZM121 235H120L119 237H123V236H121ZM148 235H149V234H148ZM0 236H1V235H0ZM7 236H11V234H9V235H7ZM68 236H67V238H69ZM104 236H105V233H104ZM133 236H135V233H134ZM145 236H146V235H144V237H145ZM53 237H52L51 239H53ZM113 237H114V236H113ZM113 237L111 238V233H110V237H109L110 240H112ZM115 237H116V239L118 238V237L116 236V233H115ZM115 237H114V238H115ZM144 237H143V238H144ZM147 237H148V236H146V238H147ZM1 238H2V237H1ZM71 238H72V237H71ZM131 238H134V237H130V240H131ZM146 238H145V239H146ZM150 238H151V237H150ZM167 238H168V237H167ZM75 239H76V237H75ZM77 239H78V237H77ZM77 239H76V240H77ZM105 239H106V238H105ZM116 239H113V240H116ZM125 239H126V238H125ZM128 239H129V238H128ZM128 239L126 240V242L128 241ZM64 240H65V239H64ZM117 240H118V239H117ZM148 240H149V239H148ZM46 241H47V239H46ZM52 241H53V240H52ZM55 241H56V240H55ZM62 241H63V239H62ZM66 241H67V240H66ZM66 241H65V242H66ZM69 241H70V238H69ZM71 241L73 242V240H71ZM77 241H79V240H77ZM105 241H106V240H105ZM107 242H108V241H107ZM142 242H144V241H142ZM146 242H147V241H146ZM149 242H151V239L149 240ZM149 242H147V243H149ZM167 242H168V241H167ZM1 243H2V242H1ZM50 243H51V244H50ZM50 243H49V244L52 246L53 242L50 241ZM59 243H60V242H59ZM67 243H69L68 241H67L65 244H66L67 246H69ZM112 243H113V242H112ZM119 243H121V242H119ZM119 243H118V244H119ZM131 243H133V242H131ZM135 243H136V242H135ZM135 243H134V245H135ZM56 244H57V242H56ZM65 244H64V245H65ZM70 244H71V242H70ZM105 244H106V243H105ZM110 244H111V243H110ZM121 244H122V243H121ZM138 244H139V243H138ZM150 244H151V243H150ZM46 245H47V243H46ZM50 245H48V246H50ZM66 245H65V246H66ZM71 245H72V244H71ZM125 245H126V244H125ZM136 245H137V244H136ZM48 246H47V247H48ZM53 246H54V245H53ZM62 246H63V245H62ZM108 246H109V245H108ZM110 246H111V245H110ZM110 246H109V247H110ZM138 246H139V245H138ZM146 246H147V244L145 245V247H146ZM0 247H1V245H0ZM54 247H55V246H54ZM117 247L120 248L121 246H117ZM128 247H129V246H128ZM128 247H127V248H128ZM148 247H149V246H148ZM1 248H3V246H2ZM49 248H50V247H49ZM123 248H124V245H123ZM110 249H111V248H110ZM112 249H113V247H112ZM129 249H132V247L129 248ZM147 249H148V248H147ZM246 249H247V248H246ZM49 250H50V249H49ZM115 250H116V249H115ZM133 250H134V249H133ZM143 250H144V249H143ZM58 251H59V250H58ZM123 251H125V250H123ZM123 251H122V252H123ZM128 251H129V250H128ZM131 251H132V250H131ZM245 251H246V250H245ZM109 252H110V250H109ZM47 253H48V252H47ZM54 253H55V252H54ZM231 253H232V252H231ZM122 254H123V253H122ZM139 254H140V252H139ZM51 255H52V253H51ZM55 255H56V254H55ZM127 255H129V254H127ZM241 255H242V254H241ZM121 256H122V255H121ZM125 257H126V256H125ZM128 257H129V256H128ZM136 257H137V256H135V258H136ZM97 258H98V257H97ZM100 258H101V257H100ZM104 258H105V257H104ZM129 258H130V257H129ZM135 258H134V259H135ZM208 258H209V257H208ZM102 259H103V258H102ZM123 260H125V259H123ZM123 260H122V261H123ZM130 260H131V259H130ZM98 261H99V260H98ZM101 261H102V260H101ZM131 261H133V260H131ZM205 261H206V260H205ZM103 262H104V261H103ZM159 262H160V261H159ZM123 264H124V263H123Z\"/></svg>",
    "mask_w": 264,
    "mask_h": 264
}]
</instances>
